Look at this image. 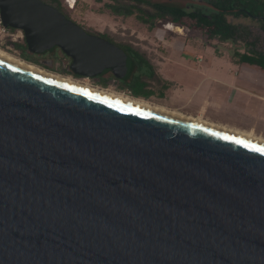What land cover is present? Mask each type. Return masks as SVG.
<instances>
[{"label": "water", "instance_id": "95a60500", "mask_svg": "<svg viewBox=\"0 0 264 264\" xmlns=\"http://www.w3.org/2000/svg\"><path fill=\"white\" fill-rule=\"evenodd\" d=\"M0 24L30 54L59 49L78 77L132 72L121 48L42 0H0ZM256 148L0 59V264H264Z\"/></svg>", "mask_w": 264, "mask_h": 264}, {"label": "rangeland", "instance_id": "374dc122", "mask_svg": "<svg viewBox=\"0 0 264 264\" xmlns=\"http://www.w3.org/2000/svg\"><path fill=\"white\" fill-rule=\"evenodd\" d=\"M42 1L50 3V0ZM58 1L60 2L61 10L64 13H66L77 24L88 29L89 31L107 34L117 42H128L131 40L132 42L136 43L138 50H142V53L153 59L154 63L156 64L155 70L158 72L154 79L148 80V88L152 90L153 94L147 98H138L144 99L152 104L164 107L168 110H173L181 114L183 113V115H185L184 113L192 112L202 104L209 106V111L215 112L212 114L217 115V117L213 119L222 122H230L228 115L237 113V102L239 98L238 96L234 95L235 91L233 89L231 90V88L228 86L222 85V83L226 84V82H232L229 71L233 68L231 65L232 62L230 59H228V57H216L212 59L211 62L208 61L210 64L206 65V68L204 65L207 61L204 59V64H201L200 68L197 70L192 68L193 71L180 68L179 71L177 70L179 76L178 86L175 79H173L174 82L165 81L162 77L167 78L164 76V74H167L166 71H169L170 69L171 71H174L173 59L179 55L189 54L187 51L182 50L184 46L195 50L200 46H209L213 48L216 53L221 54L233 53L234 51L245 52L251 50L264 53V28L260 22L249 18L229 17V21L244 25L248 30L249 35L246 42L240 38L235 40L220 41L218 38L206 39L204 31L190 25L192 22L187 19L186 25L183 26L172 23L176 26H179L182 29V33L165 29V24L171 22L161 20L156 21L155 27L153 29H148V26L138 21L135 15L123 17L113 14L106 7V4L113 3L112 0H76L73 8H69L68 5L64 3V0ZM23 39V33L20 30H10L9 28H4L0 24L1 50L12 56L23 59L20 55V51L13 46V43L23 42ZM248 42L254 43L249 44ZM205 54L209 53L206 52ZM187 58L189 59L190 57ZM191 59L195 60L194 57ZM40 60L49 61V64L52 65L53 70L45 69L32 62L30 63L49 72L59 74L61 76H69L73 80L79 81L80 83L83 82L84 84L110 89L115 92L132 96L127 90H119L116 87V81L114 80H109L107 85L104 87L99 85L97 80L93 78L74 77L69 74L60 73L59 68L68 62V58L62 54L60 50L55 51L54 55L51 53H46L40 56ZM205 76L210 77L205 78L201 82V92L191 96L194 85L199 83L200 80ZM214 77H216L218 80L216 83L212 80ZM171 85L172 88L169 89ZM213 86H216V88H219V90L222 92L225 91V94L219 99L211 96L209 100L206 101L205 94H211ZM176 87L181 88L182 92L176 94L174 91ZM216 102H218L220 105L219 107L216 106ZM260 107L261 109L257 110L256 117H242L241 125L249 126L252 124L257 127V131H263L264 103H262V106ZM246 131L255 134L253 131Z\"/></svg>", "mask_w": 264, "mask_h": 264}, {"label": "trees", "instance_id": "16d2710c", "mask_svg": "<svg viewBox=\"0 0 264 264\" xmlns=\"http://www.w3.org/2000/svg\"><path fill=\"white\" fill-rule=\"evenodd\" d=\"M113 3L106 4V7L115 15L128 17L135 15L136 19L148 26V29L155 27L156 21H167L177 25H186V19L192 22V26L202 29L206 39L218 38L220 41L235 40L237 38L247 41L249 35L244 25L232 23L229 17L249 18L262 24L264 28V0H193L182 7H165L152 4L143 0H112ZM198 1L206 2L199 4ZM50 4L61 10L58 0H50ZM10 30H14L9 28ZM249 43V42H248ZM249 43V44H253ZM13 46L20 51L23 59L32 62L45 69L53 70L49 62L40 60V55L30 54L23 42L13 43ZM126 53L133 58L134 65L130 76L126 80H115L119 90H127L133 97H149L153 94L148 88V83L144 78H152L154 69L149 59L144 53L135 50L131 44L120 45ZM55 54V51L51 53ZM234 61L239 63H249L260 69H264V53L254 50L232 53ZM63 74L74 75L69 69V63L63 64L59 68ZM97 83L106 86L107 82L113 79L110 74H105L98 78ZM162 95V94H161Z\"/></svg>", "mask_w": 264, "mask_h": 264}, {"label": "crops", "instance_id": "0c3cea01", "mask_svg": "<svg viewBox=\"0 0 264 264\" xmlns=\"http://www.w3.org/2000/svg\"><path fill=\"white\" fill-rule=\"evenodd\" d=\"M182 50L187 51L189 54L179 55L178 57H175L173 59L174 60L173 62L174 71H171V69L169 71H166L167 74H164V76L167 77L166 81L172 82L173 79H175L177 82V86H178L179 84L178 71L180 68H185L187 70L189 69V71H193L192 68L193 69L195 68L197 70L198 68H200L201 64H204L203 62L204 59H206L207 61L205 62V65H204V67L206 68V65H209L212 59L216 57H223V58L228 57V59H230V61L232 62L231 65L233 68V69H230L229 71L232 82H226V84L222 83V85L228 86L229 88H231V90L233 89L235 91L234 95L239 97L238 102H237L238 104L237 111H236L237 113L228 115L230 122H222V121L213 119L217 117V115L212 114L215 112L209 111V108H208L209 106L202 105V104L199 105L197 109H194L192 112L184 113V114L188 116H192V117L201 118V119L207 120L212 123L226 126L228 128L253 131L255 134L261 135L264 137V130L257 131V127L255 125H252V124H250L249 126L241 125L242 117H245V116H247L246 118L256 117L257 110L258 109L260 110L261 109L260 106H262V103H264V69H260L249 63L236 62L232 58V53H225V54L216 53L213 50V48L209 46H200L196 50L184 46ZM206 52H208L209 54H205ZM187 57H190V58L188 59ZM192 57H194L195 60H192L191 59ZM208 77L210 76H205L203 79L200 80L199 83L194 85L191 96L197 94L198 92H201V88H202L201 82L205 78H208ZM212 80L215 83L216 81H218L216 77H214ZM171 88H172V85L169 87V89ZM174 91L176 94H178L182 92V89L179 87H176ZM224 94H225V91L222 92L221 90H219V88L217 89L216 86H213L211 90V94L209 93L205 94V99L206 101H208L211 96L216 99H219L223 97ZM216 106L217 107L220 106L218 102H216ZM263 122H264V115H263Z\"/></svg>", "mask_w": 264, "mask_h": 264}, {"label": "bare ground", "instance_id": "6f19581e", "mask_svg": "<svg viewBox=\"0 0 264 264\" xmlns=\"http://www.w3.org/2000/svg\"><path fill=\"white\" fill-rule=\"evenodd\" d=\"M165 29L167 30H171L177 33H182V29L179 26H176L172 23H167L165 24ZM0 59L4 60L12 65H15L19 68H22L26 71L38 74L40 76L46 77L48 79L57 81L59 83L77 88V89H81V90H85L103 97H106L108 99L135 107V108H140L143 110H147V111H151L154 113H158V114H162V115H166L172 118H176V119H180L186 122H191L200 126H204L210 129H214V130H218V131H222L234 136H237L239 138H243L246 140H249L251 142H255L257 144L263 145L264 146V138L261 136H257L253 133H250L246 130H238L235 128H228L226 126H222L219 124H214L212 122H209L207 120L204 119H200V118H196V117H192V116H188V115H183L179 112L173 111V110H168L164 107L152 104L144 99H140V98H136L133 96H128L125 94H122L120 92H115L112 91L110 89H105V88H100V87H96V86H91L89 84H84L83 82L80 83L79 81L73 80L72 78H70L69 76H61L59 74H55L52 72H49L43 68H40L30 62H27L23 59H20L18 57L12 56L10 54H8L7 52L3 51L0 49Z\"/></svg>", "mask_w": 264, "mask_h": 264}, {"label": "flooded vegetation", "instance_id": "af4514ba", "mask_svg": "<svg viewBox=\"0 0 264 264\" xmlns=\"http://www.w3.org/2000/svg\"><path fill=\"white\" fill-rule=\"evenodd\" d=\"M46 3V2H45ZM51 3V2H50ZM50 3H47V4H50ZM51 5V4H50ZM62 14H64L67 18H69V19H71L66 13H64L62 10H59ZM72 20V19H71ZM74 21V20H73ZM79 25V24H78ZM81 26V25H80ZM82 27V26H81ZM84 28V27H83ZM84 29H86V28H84ZM87 31H89L88 29H86ZM89 32H91V33H93V34H97V35H99L100 37H102L103 39H105V40H107V41H109L110 43H113V44H115V45H117L119 48H121V46L120 45H126V44H131V46L135 49V50H138V48L136 47V43H134V42H132L131 40H129L128 42H117L116 40H114V39H112L110 36H108L107 34H104V33H96V32H92V31H89ZM131 35H133V34H131ZM122 49V48H121ZM57 50H59V49H55L54 51H57ZM123 50V49H122ZM125 53H126V51L125 50H123ZM140 51V50H139ZM141 53L143 52L142 50L140 51ZM44 54H46V53H44ZM63 54V53H62ZM36 55V54H35ZM128 55V54H127ZM145 55V54H144ZM129 56V55H128ZM146 56V55H145ZM130 57V56H129ZM131 58V60H132V62H133V65H134V61H133V58L132 57H130ZM146 58L147 59H149V61H150V63L152 64V66H153V69H154V76L152 77V78H144L145 80H146V82L148 83V80H152V79H154L156 76H157V73L158 72H156V70H155V66H156V64L154 63V61H152L153 59H151V58H149L148 56H146ZM200 59V58H199ZM47 62H49V61H47ZM70 62V60H69V58H68V62L67 63H69ZM107 74H110V75H112L111 73H107ZM70 75V74H69ZM72 76V75H71ZM113 76V75H112ZM94 78H98V77H94ZM165 81H166V78H164V77H162ZM111 80H120V79H117V78H115L114 76H113V79H111Z\"/></svg>", "mask_w": 264, "mask_h": 264}, {"label": "built area", "instance_id": "2783aa9c", "mask_svg": "<svg viewBox=\"0 0 264 264\" xmlns=\"http://www.w3.org/2000/svg\"><path fill=\"white\" fill-rule=\"evenodd\" d=\"M76 0H64V3L68 5L69 8H73Z\"/></svg>", "mask_w": 264, "mask_h": 264}, {"label": "snow or ice", "instance_id": "6c2138e0", "mask_svg": "<svg viewBox=\"0 0 264 264\" xmlns=\"http://www.w3.org/2000/svg\"><path fill=\"white\" fill-rule=\"evenodd\" d=\"M239 143H244L243 141H238ZM245 146H248L247 144ZM256 151H264L262 148H256Z\"/></svg>", "mask_w": 264, "mask_h": 264}]
</instances>
